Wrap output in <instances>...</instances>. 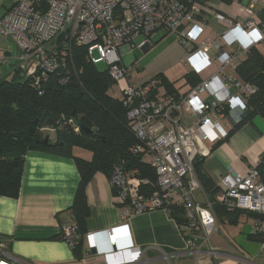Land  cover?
I'll use <instances>...</instances> for the list:
<instances>
[{
    "label": "built area",
    "instance_id": "obj_1",
    "mask_svg": "<svg viewBox=\"0 0 264 264\" xmlns=\"http://www.w3.org/2000/svg\"><path fill=\"white\" fill-rule=\"evenodd\" d=\"M3 2L0 0V10ZM257 4L258 0H250L244 7L246 18L227 19L229 28L221 37L229 49L218 40L197 44L196 33L187 30L201 10V0H16L0 15V39H11L18 46L16 62L10 66L12 73L19 70L37 88L57 70L62 71L61 82L72 81V48L76 44L85 46L86 56L94 65L105 63L115 82L125 80L122 100L136 137L132 152L154 168L158 189L146 194L143 185L148 181L139 176L138 169L116 165L111 181L119 201L129 206L123 218L148 210L169 212V205H180L185 211L186 224L182 227L187 250L196 256L206 253L217 264L228 260L211 245L218 221L213 203L200 202L195 196L202 185L193 162L196 156L209 155L206 141L217 142L228 135L222 119H229L235 127L245 116L247 95L254 89L226 70L264 41ZM160 30L178 35L187 50L186 66L200 78L185 94L162 91L155 77L134 83L131 74L136 67L123 64L122 47L127 51L146 49ZM139 36L144 38L136 44ZM212 47L218 50L217 55L210 53ZM10 60L11 54H4L0 48V65ZM217 185V201L229 209L257 213L255 231L263 234L264 178L260 163L245 173H223ZM63 235L72 247L80 240L78 227L73 224L64 226ZM86 237L89 248H95L94 233ZM115 240L112 233L110 242ZM0 264H12L1 239ZM229 264L248 261L238 258Z\"/></svg>",
    "mask_w": 264,
    "mask_h": 264
},
{
    "label": "crops",
    "instance_id": "obj_2",
    "mask_svg": "<svg viewBox=\"0 0 264 264\" xmlns=\"http://www.w3.org/2000/svg\"><path fill=\"white\" fill-rule=\"evenodd\" d=\"M249 4L250 0H201L198 16L186 28L196 33L197 44L218 40L229 49L221 37L229 28L227 19L246 18L244 7ZM263 4L264 0H258L257 17ZM162 39L177 40L143 68L148 71V76L139 82L162 74L174 82L173 93L185 94L193 87L186 78L190 69L183 65L187 50L175 33L165 32ZM156 48L158 45H152L144 50ZM121 52H127L126 47H122ZM210 53L217 55L218 50L212 47ZM167 57L170 60L159 62ZM176 67H179L176 74L183 73L181 84L168 76ZM236 67H228L232 73L227 74L241 80ZM158 80L162 91H170L161 79ZM222 123L228 133L232 131L229 136L217 142H205L210 153L204 156V167L217 184L223 173H245L264 156L262 117L256 116L252 122L236 128L227 118L222 119ZM79 150V147L75 148L74 154L92 158L90 151ZM80 180L73 157L44 149L26 152L18 197L0 196V239L12 264H217L206 253L196 256L187 250L183 227L166 210L134 212L124 219L129 206L119 201L111 177L100 171L93 174L86 186L89 214L77 254L64 237L63 229L68 224L78 227L72 207ZM195 196L200 202L208 200L203 188L197 189ZM257 215L242 211L235 220L216 215L218 230L211 238V245L228 260L223 264L238 258L247 259L248 264H264V233L259 234L260 239L251 238L256 234ZM87 233H94L97 244L93 251L88 246ZM112 233L116 237L115 243L110 242Z\"/></svg>",
    "mask_w": 264,
    "mask_h": 264
},
{
    "label": "trees",
    "instance_id": "obj_3",
    "mask_svg": "<svg viewBox=\"0 0 264 264\" xmlns=\"http://www.w3.org/2000/svg\"><path fill=\"white\" fill-rule=\"evenodd\" d=\"M257 18L264 30V6L258 11ZM72 60L71 82L79 83L78 87L61 82V70L51 73L41 88L31 84L19 70L13 72L11 80H0V196L18 197L28 150L44 149L73 157L81 180L72 211L81 238L89 214L86 186L94 173L100 171L111 177L114 167L123 165L125 170L138 169L139 176L148 181L143 185L146 194L155 192L158 185L154 168L132 152L136 144L132 122L122 97L110 93L115 81L109 72L98 70L88 60L84 45L73 46ZM236 72L254 90L247 95L245 116L235 128L252 122L256 116L264 119L262 42L249 49L237 64ZM155 78L161 79L167 89L173 92L174 82L162 74ZM186 78L192 86L200 81L191 71L186 74ZM50 118L55 121L57 138L53 145H43L38 142L44 138L41 133L42 124ZM73 120L91 127L96 134L89 135L77 130ZM78 147L90 151L92 158L86 159L74 154V149ZM204 160L203 156H196L193 167L208 200L213 203L215 214L235 220L243 210L229 209L217 201L219 187L204 167ZM263 164L264 156L260 166ZM169 213L181 226L186 224L185 211L180 205H169ZM251 238L260 239V235L256 233ZM74 248L78 254L79 242Z\"/></svg>",
    "mask_w": 264,
    "mask_h": 264
},
{
    "label": "rangeland",
    "instance_id": "obj_4",
    "mask_svg": "<svg viewBox=\"0 0 264 264\" xmlns=\"http://www.w3.org/2000/svg\"><path fill=\"white\" fill-rule=\"evenodd\" d=\"M14 2H16V0H4V2L2 4V8L0 10V15L4 14L6 12L7 8H10L14 4ZM246 16H247V14H246ZM164 34H165L164 30H160L155 34L154 39H153V46L158 45V48H156L155 50H153V49L144 50L142 48H136L134 50L122 53L121 56H122L123 64L128 68H131L132 66L136 67V72L131 74V77H132L131 81L132 82L136 83V82L144 80L148 76L147 75L148 71H143V68L146 67V65L148 63L153 61V59L155 57H158L159 54L162 53V50L165 47H168V45H170V43L173 40L174 41L177 40V39H162V35H164ZM143 38H144V36L137 37L135 39V43L138 44L141 40H143ZM0 48L4 54L5 53L11 54V60L8 61L7 63L0 65V78L4 77L6 80H11L14 76V73H12L10 66H11V64H14L16 62V58L18 55V46L11 39L1 38L0 39ZM263 48H264V44H263ZM168 60H170V59L167 57V58L159 59V62H166ZM183 65L184 66L186 65L184 63V61H183ZM96 67L100 71L107 70V66L103 62L98 63L96 65ZM178 70H179V67H176L174 70L169 71L168 76L173 81H175L177 79V84H181L180 83V82H182L181 76L183 73L182 74L180 73V75L176 74L178 72ZM230 72L232 73V71L229 68L227 70V73H230ZM125 83H126L125 80H120V81L114 82V84L112 85V87L110 89V93L115 97L121 98L122 97V90H123ZM41 133H42L43 137H45V135L49 134L51 140L54 142L56 141L57 136H56V131L54 129H51V128L42 129ZM79 151H81V148ZM85 152H88V150H85Z\"/></svg>",
    "mask_w": 264,
    "mask_h": 264
},
{
    "label": "water",
    "instance_id": "obj_5",
    "mask_svg": "<svg viewBox=\"0 0 264 264\" xmlns=\"http://www.w3.org/2000/svg\"><path fill=\"white\" fill-rule=\"evenodd\" d=\"M69 84L74 85V86H79V83L77 82H69ZM75 122V125L83 132H85L86 134L89 135H95L96 132L89 126H86L85 124H83L82 122H80L79 120H73ZM54 119H48L44 124H42V128L46 129V128H52L54 129ZM59 123V122H58ZM39 143L43 144V145H53L54 143L51 142L50 140V135L47 134L45 135V137L41 140H38ZM262 174H263V178H264V164L262 166ZM92 251L94 250V248L91 249Z\"/></svg>",
    "mask_w": 264,
    "mask_h": 264
},
{
    "label": "flooded vegetation",
    "instance_id": "obj_6",
    "mask_svg": "<svg viewBox=\"0 0 264 264\" xmlns=\"http://www.w3.org/2000/svg\"><path fill=\"white\" fill-rule=\"evenodd\" d=\"M51 129H52V128H51ZM50 140H51V138H50ZM51 142H54V141L51 140Z\"/></svg>",
    "mask_w": 264,
    "mask_h": 264
}]
</instances>
